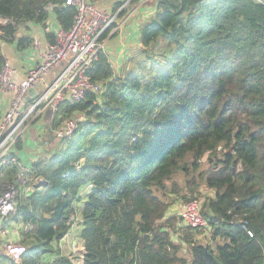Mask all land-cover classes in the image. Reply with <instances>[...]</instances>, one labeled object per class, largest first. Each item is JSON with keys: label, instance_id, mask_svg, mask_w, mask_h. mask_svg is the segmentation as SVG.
<instances>
[{"label": "trees", "instance_id": "trees-1", "mask_svg": "<svg viewBox=\"0 0 264 264\" xmlns=\"http://www.w3.org/2000/svg\"><path fill=\"white\" fill-rule=\"evenodd\" d=\"M73 1L0 0V40L26 48L19 29L52 15L69 30ZM139 1L119 0L117 16ZM153 3L121 71L99 49L87 74L102 92L48 121L50 135L76 121L72 135L46 143L25 182L15 166L0 176L18 189L8 222L25 247L17 262L0 252V264H73L55 243L77 211L82 264H264V0ZM5 61L0 47V70ZM201 186L212 193L201 202L205 240L167 216L173 195L194 200Z\"/></svg>", "mask_w": 264, "mask_h": 264}, {"label": "built area", "instance_id": "built-area-1", "mask_svg": "<svg viewBox=\"0 0 264 264\" xmlns=\"http://www.w3.org/2000/svg\"><path fill=\"white\" fill-rule=\"evenodd\" d=\"M73 3L76 11L70 29L52 28L46 23L43 31L45 34L52 33L54 39L47 41L40 51V59L26 71L24 77L17 79L16 69L8 61L0 70V92L10 95L9 104L0 117V176L9 166L19 170L24 167L17 143L25 140L35 121L47 111L53 117L59 106L67 101H78L89 92L99 94L103 90L102 84L90 81L87 71L97 51L104 49L103 37L111 36L118 30L117 12L99 8L90 0H74ZM33 45H38V41H34ZM37 85L40 89L33 93ZM75 126L76 121L67 120L54 129L50 137L69 138ZM35 182L42 183L43 179ZM17 194L15 185L0 184V222L7 220L13 211ZM200 209V200L187 201L178 211L179 218L182 225L209 233L210 227ZM30 227L27 225L25 228ZM247 234L252 236L250 231ZM24 250L23 245L10 240L0 247V252L14 262L20 259Z\"/></svg>", "mask_w": 264, "mask_h": 264}, {"label": "crops", "instance_id": "crops-1", "mask_svg": "<svg viewBox=\"0 0 264 264\" xmlns=\"http://www.w3.org/2000/svg\"><path fill=\"white\" fill-rule=\"evenodd\" d=\"M118 1L119 0H95V4L99 8H104L112 13L115 11V4ZM154 8L153 0H145V2L140 0L132 7H129L126 14L116 17L119 23L118 30L112 36H108L104 40V50L107 52L112 66L113 62L116 61H118V64H123L128 55L137 47L139 41V26L153 14ZM116 12L117 11L114 13ZM0 23H5V20H1ZM47 24L52 28H58L53 15L50 17ZM23 36L31 37L33 42L38 41V45L34 46L32 42L30 46L19 49L16 47L15 42L0 40V47L5 60L16 69L17 79L24 77L26 71L38 62L40 59V51L46 46L48 41L43 27L40 25L29 24L28 27H21L18 32V37ZM35 87L37 88L33 93H36L40 89L39 85ZM9 101L10 95L0 92V117L7 108ZM46 122V117L43 116L35 121L29 128L26 140L22 142V148L20 150L23 163L27 161V163L30 164L31 160H35L39 154L43 153L42 151H44V149L40 143L44 144V141L48 143V139H46L48 134L47 132L46 134L44 133V131H46ZM28 149H30L29 152ZM83 197L82 195V199L77 201L78 205H80V201H83ZM75 216L66 235L55 244L64 255H67L73 260V264H82L83 243L80 240V232L82 229V225L80 224L81 218L79 214H75ZM16 224L17 222H15V225L9 222L10 226L8 225L5 229L6 234L18 242L20 238V228L18 227L19 223L18 225ZM2 243L0 244L1 246Z\"/></svg>", "mask_w": 264, "mask_h": 264}, {"label": "rangeland", "instance_id": "rangeland-1", "mask_svg": "<svg viewBox=\"0 0 264 264\" xmlns=\"http://www.w3.org/2000/svg\"><path fill=\"white\" fill-rule=\"evenodd\" d=\"M121 66H122V63L121 64H118V61H116V62H113V67H114V69H115V73H117V72H120L121 71ZM44 117H46V120H47V124H46V128H45V130L46 131H44V133L46 134V132H47V136H46V139H48V144L50 145L52 142L53 143H56L58 140L55 138V139H52V141H49L50 140V132L48 131V121L50 120V117H51V114H50V111H47L46 113H45V115H44ZM28 134V133H27ZM26 137H27V135H26ZM26 137H25V140H26ZM31 140H33V139H31ZM30 140V141H31ZM35 141H36V139H35ZM53 143H52V145H53ZM40 144H42V147H43V149H44V151H42L43 153L42 154H47V148H46V141H44V144L43 143H40ZM47 144V145H48ZM40 147H41V145H40ZM30 151V149H28V152ZM48 155V154H47ZM33 160H31L30 162H32ZM28 163H27V161H26V163H24V167L19 171V174H18V181H25L26 180V177L24 176V172L25 171H27V167H28ZM176 180L178 181V183H180L181 184V179H180V177H177L176 178ZM184 195H185V197L186 198H184ZM208 195H212V193L210 192V191H208L205 187H200V189H199V192H198V194H196V195H194V197L193 198H195V199H198V200H200L201 202H203V199H204V197L205 196H208ZM191 196H189V194H188V191L187 190H185V189H183V191L180 193V195L179 196H177V195H173L172 197H171V199H173V202H172V204L169 206V209H168V211H167V216H171V215H175L176 217H178L179 218V215H178V211H179V209H180V207L185 203V202H187V201H189L188 200V198H190ZM80 205H78V203H76V202H74V207H79V206H81V203H79ZM79 213H78V211H77V215H78ZM76 216H73V219L75 218ZM12 223V225H15V221H12L11 222ZM9 225V222H8V219L5 221V223H1L0 222V244L3 242H5V241H7V240H10V241H13V242H15L16 240H13L12 238H10V236L9 235H7L6 233H3V230H5V228L7 227ZM16 225H18V223L16 224ZM10 226V225H9ZM18 227L19 228H21V225L19 224L18 225ZM208 235H209V233L208 232H206V231H198V234H197V237L199 238V239H201V240H205L206 239V237H208ZM81 240V239H80ZM17 242V241H16ZM2 243V244H3ZM18 243V242H17ZM0 247L2 248V246L0 245ZM183 253H185V251L183 252ZM51 255H48V257H50Z\"/></svg>", "mask_w": 264, "mask_h": 264}, {"label": "water", "instance_id": "water-1", "mask_svg": "<svg viewBox=\"0 0 264 264\" xmlns=\"http://www.w3.org/2000/svg\"><path fill=\"white\" fill-rule=\"evenodd\" d=\"M52 139H53V137L51 136V137H50V140L52 141Z\"/></svg>", "mask_w": 264, "mask_h": 264}]
</instances>
